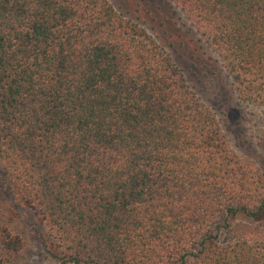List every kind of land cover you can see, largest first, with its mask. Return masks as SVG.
I'll return each instance as SVG.
<instances>
[{"label": "trees", "instance_id": "trees-1", "mask_svg": "<svg viewBox=\"0 0 264 264\" xmlns=\"http://www.w3.org/2000/svg\"><path fill=\"white\" fill-rule=\"evenodd\" d=\"M166 1L264 110V0ZM2 189L45 264H264V167L109 0H0ZM25 245L0 219V264Z\"/></svg>", "mask_w": 264, "mask_h": 264}, {"label": "rangeland", "instance_id": "rangeland-1", "mask_svg": "<svg viewBox=\"0 0 264 264\" xmlns=\"http://www.w3.org/2000/svg\"><path fill=\"white\" fill-rule=\"evenodd\" d=\"M122 14L152 33L183 69L188 83L217 114L231 147L241 156L264 167V110L240 103L230 89L215 56L200 46L188 24L173 13L166 0H109ZM0 216L16 224L26 236L19 264H45L37 246L35 217L23 202L2 189Z\"/></svg>", "mask_w": 264, "mask_h": 264}]
</instances>
